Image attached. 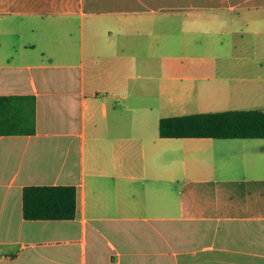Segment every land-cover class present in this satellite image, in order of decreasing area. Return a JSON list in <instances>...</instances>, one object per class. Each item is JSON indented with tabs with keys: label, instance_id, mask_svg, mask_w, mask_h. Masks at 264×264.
<instances>
[{
	"label": "crops",
	"instance_id": "0c3cea01",
	"mask_svg": "<svg viewBox=\"0 0 264 264\" xmlns=\"http://www.w3.org/2000/svg\"><path fill=\"white\" fill-rule=\"evenodd\" d=\"M0 97L36 104L0 136V264H264V140L159 132L264 111V0H0ZM28 186L75 187L76 218L26 220Z\"/></svg>",
	"mask_w": 264,
	"mask_h": 264
},
{
	"label": "trees",
	"instance_id": "16d2710c",
	"mask_svg": "<svg viewBox=\"0 0 264 264\" xmlns=\"http://www.w3.org/2000/svg\"><path fill=\"white\" fill-rule=\"evenodd\" d=\"M36 132L34 98L0 97V136ZM165 139L264 140V111L230 110L163 118ZM23 216L28 221L73 220L77 215V190L73 186H28L23 191Z\"/></svg>",
	"mask_w": 264,
	"mask_h": 264
},
{
	"label": "rangeland",
	"instance_id": "374dc122",
	"mask_svg": "<svg viewBox=\"0 0 264 264\" xmlns=\"http://www.w3.org/2000/svg\"><path fill=\"white\" fill-rule=\"evenodd\" d=\"M182 20L183 19H180V21H182ZM232 30H234V29H232ZM232 39L233 38L230 35H227L226 34L224 36V38H223V41L225 43H230V41H232ZM225 55H228V54L226 53ZM177 56H178L179 60H177V61H174L173 60L171 62H173V63L177 62V63H179V65L181 67H187L189 69H191L192 67H196L197 69H201L202 67H204V68L219 67L220 68V67H223V65L229 66V63L231 62V61H222V60H220V61H214V60H209V59L201 60L200 58L202 56L203 57H206V58H207V56H206V54H203V53L199 52L198 50H194V51L193 50L192 51L190 50V52L180 51ZM247 61L248 62H254V61H249V60H247ZM133 62L134 61H132V68L134 67ZM148 62L149 61H138L137 68H138L139 72H141L142 74H145V72H142V71L145 68H147L146 70H148V67H152V68H154L156 70H159L160 69V67H158V66H157V68H155L154 65H148L147 66ZM157 63H158V61H157ZM160 63H161V61H160ZM139 72L132 73V74H134L135 76H137V74ZM156 74H160V73H156ZM134 83H138L139 84V83H142V81L131 79L130 84L133 85ZM194 84L196 85V87H201L203 85V82L198 81V82H196ZM196 93H198L197 90H196Z\"/></svg>",
	"mask_w": 264,
	"mask_h": 264
}]
</instances>
